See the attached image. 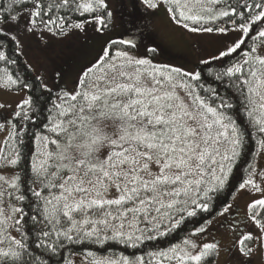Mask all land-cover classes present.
<instances>
[{"label": "snow or ice", "instance_id": "1", "mask_svg": "<svg viewBox=\"0 0 264 264\" xmlns=\"http://www.w3.org/2000/svg\"><path fill=\"white\" fill-rule=\"evenodd\" d=\"M142 3L149 9L159 6L158 0ZM163 3L170 19L193 33L236 34L210 59L239 55L215 72L209 69V74L231 90L238 103L200 82V71L154 64L128 50L113 52L109 47L71 90L53 93L37 76L40 90L51 98L47 116L41 119L33 97L25 96L0 123V129L7 125L0 171L19 169L12 175L0 174V264H47L34 248L49 257L72 244L137 248L168 235L185 216L208 212L213 193L225 187L246 143L247 133L234 110L260 137L257 143L264 151V0ZM60 10L95 13L89 23L97 25V32L108 28L113 17L106 0H0V61L17 63L6 55L9 43L23 54L17 29L39 34L43 40L45 32L59 36L67 29L84 28L83 22L70 24L66 16L57 15ZM110 44L137 47L134 37ZM200 63L207 65L209 60ZM0 71L3 87L33 89L19 74L14 78L7 68ZM4 107L0 104V109ZM38 121L41 127L31 133L29 166L19 168L25 158L22 148L28 124ZM257 175L261 183L256 182ZM261 184L264 171L251 168L238 188L261 193L246 206L259 236L249 231L236 241L245 257L254 251L246 242L264 247ZM231 207L224 206L217 215ZM212 223L205 220L190 237L148 252L147 260L143 255L130 258L85 251L81 264H207L212 255H219L220 246L197 243L191 237L203 234ZM63 264L74 261L64 256Z\"/></svg>", "mask_w": 264, "mask_h": 264}, {"label": "rangeland", "instance_id": "2", "mask_svg": "<svg viewBox=\"0 0 264 264\" xmlns=\"http://www.w3.org/2000/svg\"><path fill=\"white\" fill-rule=\"evenodd\" d=\"M134 1L137 12L144 13L143 16H138L136 19L123 16L125 14L122 11L123 0H106L108 9L113 12V17L109 27L103 32H97V25L89 23L90 20L80 21L84 23V28L82 30L70 29L66 35L54 36L45 32L43 40L39 39V34L29 35L17 29L23 44V53L35 71L43 75L48 87L56 90L61 88L71 90L75 87L83 71L102 55V50L107 47L112 38L128 39L137 37L138 40L135 39L136 48L126 49L125 47L122 50H128L138 58H148L154 64L169 65L194 72L199 61L216 55L218 50L222 49L224 43L231 41L236 35L193 33L170 19V14L166 11L168 6L163 3V0H158L159 6L156 9L147 8L143 5L142 0ZM143 22L144 24H142ZM23 23V20H21V26ZM149 32L154 36L155 43L145 46L140 45L142 33L145 35ZM149 48L156 49L157 55L155 57L150 56ZM3 78L4 74L0 73V104L5 105L3 109H0V123H5V118L9 117L15 105L22 98L28 96L27 90L3 87ZM179 94L184 96L183 91H180ZM185 99L187 98L185 97ZM6 135L7 125L4 129H0V146L3 145V138ZM251 168H255L257 172L264 171V151L259 150V145ZM14 171H16L15 168L7 173L0 171V174L12 175ZM255 179L257 183H261L259 175ZM261 186L264 187V184H261ZM238 188L239 186L226 205L230 204L236 207L237 213L234 219L241 221L236 226L229 228L225 226L219 230L217 236L219 239L217 243L220 246L219 255H212L207 260V264H264V247L259 242H246L248 246L254 248L252 255L249 257L243 256L236 244L230 248V243L235 242L237 237L239 238L238 233L244 234L250 231L254 237L259 236V228L247 217L246 206L253 199L260 198L261 193L254 192L251 189L238 190ZM221 219L222 216L216 214L210 219L213 223L208 225L203 234H197L191 238L196 240L197 243L208 242L211 227L215 221ZM194 229L190 230L185 237H190ZM227 247L230 249L228 248V250ZM231 254H235V256H230ZM82 258V254H74L70 257L74 264H81Z\"/></svg>", "mask_w": 264, "mask_h": 264}, {"label": "trees", "instance_id": "3", "mask_svg": "<svg viewBox=\"0 0 264 264\" xmlns=\"http://www.w3.org/2000/svg\"><path fill=\"white\" fill-rule=\"evenodd\" d=\"M94 14L95 13H84L82 12V10L80 12H71V13L65 10H60V12L57 13V15L66 16L67 22L70 24H74L80 21L91 20ZM68 30L70 29H67L66 31ZM135 39L138 40L137 37H135ZM112 40H119V39L112 38L110 41ZM110 41L108 42L107 47L111 48L113 52L116 49H123L126 47L120 44L112 46L110 44ZM140 42H141L140 45L142 46L149 45L150 43L154 44L155 43L154 36H152L150 32L146 33L145 35L142 33ZM6 55L9 59H15L17 63L15 65H9L6 64L4 61H0V70L7 68L8 73L12 74L14 78L16 77L17 74H19L20 77L24 78L27 82L32 83L34 85L33 89L27 90V95L33 97L34 104L36 107L40 109L41 119H43L44 117L47 116V108L49 107V102L51 99L48 95V92L41 91L36 82L35 78L37 76L43 77V75L37 73L33 67L31 68L27 67V65H29L30 63L28 62L24 53L23 54L16 53L14 43L8 44L6 48ZM156 55H157L156 51L150 53L151 57H155ZM238 55L239 53L236 54V56ZM236 56H230L224 58L223 61H212L210 59L211 57L204 59V60H209V63L207 65H202L199 61L196 65V70H195L201 72L200 82L204 83L205 86L211 85L212 87L217 88V90L220 92L221 95L229 96L230 98L233 99L234 102L237 101H236V97L233 95L231 90L226 89L223 85L215 81L214 76L209 74V69L215 72L220 68H223L224 66L228 65L233 60H235ZM0 73L3 72L0 71ZM44 82H45V78H44ZM48 88L51 89L53 93L59 91L56 90L55 88H51V87ZM12 89H18V88L13 86ZM201 95H204V93L201 92ZM233 114L236 115L237 122L241 125L242 128H244V130L247 133L246 143L241 154L239 155V157H237L235 163L233 164L232 171L229 174V179L226 182L225 187L219 192L213 193L212 205L208 212L197 210L196 216L194 217L185 216L184 221L176 229L172 230L168 235L164 237H160L154 241H147L145 242L144 245L139 246L137 248L125 247L123 245H119L115 243H110L108 247H105L103 249H101L99 246L91 245V244H87V245L72 244L62 249L60 255L49 257V255L43 252L41 249L34 248L35 255L41 257V260L46 261L47 264H63L64 256L70 258L74 254H83L85 251H93L96 252L98 255H107L110 252H114L117 255L123 254L129 256L130 258L137 255H143L146 259L148 252L157 251L160 249H167L170 245L182 241L190 230L204 224L205 220H210L211 218H213L220 211V209L228 203V201L232 197L233 193L235 192L239 184L246 177L247 173L250 170V166H252V163L255 159L256 151L258 147L257 141L260 139V137L253 135L252 130L245 123V117L239 115L238 111L234 110ZM40 127L41 124L39 121L37 122V124H31V123L28 124L27 134H25L23 137L24 146L22 148V152L24 153L25 158L22 159L19 168H23V169L28 168L29 158H30L29 150L33 147V137L31 133L35 130H39ZM17 170L19 169H16V171Z\"/></svg>", "mask_w": 264, "mask_h": 264}, {"label": "flooded vegetation", "instance_id": "4", "mask_svg": "<svg viewBox=\"0 0 264 264\" xmlns=\"http://www.w3.org/2000/svg\"><path fill=\"white\" fill-rule=\"evenodd\" d=\"M135 1L134 0H123V4H122V11L125 13L123 16L127 17V18H132V19H136L138 16H143L144 13L142 14L141 12H137L136 7H134ZM117 9V7H116ZM115 11V10H114ZM118 13V11H117ZM144 24V22L142 23ZM236 207L234 205H232V207L230 208V211L225 213L222 216L221 220L215 221L213 226L211 227V231H210V239H207L208 242H219V239L217 238V236L219 235V230L223 229V227H233L236 226L241 220H236L234 219L236 216ZM240 236L242 235L241 233H238ZM239 236V238H240ZM238 237L236 238L235 242H231L230 243V248L231 246H233L234 244H236V241H238L239 239ZM218 244V243H217ZM229 247H227L228 249ZM229 248V249H230ZM228 249V250H229ZM227 250V252H228ZM228 254V253H227ZM230 256H235V254H231Z\"/></svg>", "mask_w": 264, "mask_h": 264}]
</instances>
